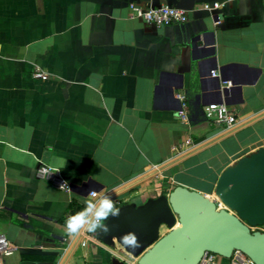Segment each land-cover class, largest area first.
I'll return each mask as SVG.
<instances>
[{"label":"crops","instance_id":"0c3cea01","mask_svg":"<svg viewBox=\"0 0 264 264\" xmlns=\"http://www.w3.org/2000/svg\"><path fill=\"white\" fill-rule=\"evenodd\" d=\"M223 1L0 0V233L15 247L0 264H57L73 238L65 229L70 206L83 209L90 190L106 194L170 160L172 147L186 139L193 148L224 132L205 119L208 105L228 106L236 125L264 109V0L201 8ZM130 3L181 8L188 19L157 28L131 19ZM207 31L213 45L193 49ZM210 49L215 77L228 66L224 79L235 84L225 94L222 86L197 83L200 72L208 74ZM37 68L46 80L33 78ZM180 76L188 125L177 116L181 95L168 85ZM191 79L196 86L188 92ZM262 147L264 118L113 200L141 204L182 186L218 204L221 173ZM39 165L58 170L70 192L37 179ZM100 250L112 258L89 242L65 264H110ZM214 264L230 258L216 255Z\"/></svg>","mask_w":264,"mask_h":264},{"label":"water","instance_id":"95a60500","mask_svg":"<svg viewBox=\"0 0 264 264\" xmlns=\"http://www.w3.org/2000/svg\"><path fill=\"white\" fill-rule=\"evenodd\" d=\"M221 15L213 19L217 21ZM213 33L205 32L192 41V47L213 45ZM209 53L208 74H199L197 83L201 88L223 87L225 94L227 80L219 68V77L212 70L215 64L214 50ZM198 52H205L204 50ZM213 79H209L210 73ZM222 83V85H220ZM173 94L184 97L183 78L169 82ZM196 86L190 80L188 92ZM235 86L231 82L229 87ZM225 88V89H224ZM264 118V109L243 123L217 134L203 143L174 156L170 160L150 169L141 176L107 192L114 199L119 193L130 190L143 179L156 175L197 150L232 134L244 125ZM215 202L207 196L182 186H176L169 194L148 198L143 203L129 202L118 206V217L107 221L109 231H98L95 237L107 247L119 246L125 253L136 259V264H199L205 253L230 258L239 251L253 264H264V231L252 230L264 227V147L240 158L233 166L226 168L219 176L214 188ZM162 227L167 232L163 234ZM129 232L137 235L140 247L131 249L121 243V237ZM78 237H73L57 264H65L78 247ZM110 264H125L112 257Z\"/></svg>","mask_w":264,"mask_h":264},{"label":"built area","instance_id":"2783aa9c","mask_svg":"<svg viewBox=\"0 0 264 264\" xmlns=\"http://www.w3.org/2000/svg\"><path fill=\"white\" fill-rule=\"evenodd\" d=\"M233 0H224L223 2H213L211 4H203L201 6L202 10L207 12H216L222 9L226 4ZM129 17L131 19H138L147 25H151L157 28L184 24L187 22L188 16L185 10L181 8H176L169 5L160 6H143L137 3L128 4ZM33 78L46 80L47 76L38 68L34 70L32 74ZM212 76H215L212 72ZM228 86L231 82H226ZM180 104L177 111V116L179 120L184 124H189V118L187 115V106L185 98L183 96L179 97ZM204 117L210 123L223 127L228 130L236 125V118L233 110H231L225 104H210L204 110ZM190 139H186L181 144H176L172 147V151L175 156L180 155L190 149L191 147ZM35 175L37 179L45 180L49 182L54 188L63 192H70L71 186L67 180H65L62 174L49 166L39 165L35 170ZM118 204V202H117ZM257 228V227H256ZM254 230V228L252 229ZM79 248L87 247L89 242L93 244L102 246L106 248L112 257L123 261L125 264H136V259L131 257L129 254L125 253L120 247L113 248L107 247L96 239L95 233L83 232L78 237ZM12 250H15L11 244H9L5 235L0 233V256L6 254ZM215 254L205 253L199 264H214ZM230 264H253L252 261L243 255L239 251H234L230 257Z\"/></svg>","mask_w":264,"mask_h":264},{"label":"clouds","instance_id":"9594fccd","mask_svg":"<svg viewBox=\"0 0 264 264\" xmlns=\"http://www.w3.org/2000/svg\"><path fill=\"white\" fill-rule=\"evenodd\" d=\"M120 211L110 194L99 195L96 190H90L85 207L66 219V233L71 237H77L83 232L107 233L109 231L107 221L112 217H118ZM120 239L127 248L140 247L138 237L133 232L124 234Z\"/></svg>","mask_w":264,"mask_h":264},{"label":"trees","instance_id":"16d2710c","mask_svg":"<svg viewBox=\"0 0 264 264\" xmlns=\"http://www.w3.org/2000/svg\"><path fill=\"white\" fill-rule=\"evenodd\" d=\"M69 209H70V214H72V215L75 214L76 212L82 210L80 207H77V206L74 205V204L71 205Z\"/></svg>","mask_w":264,"mask_h":264},{"label":"rangeland","instance_id":"374dc122","mask_svg":"<svg viewBox=\"0 0 264 264\" xmlns=\"http://www.w3.org/2000/svg\"><path fill=\"white\" fill-rule=\"evenodd\" d=\"M118 207V206H117ZM117 247H119V246H117ZM113 248H116V246L115 247H113ZM100 252L103 254V255H107V256H109V258H111V256L108 254V253H105L104 251H102V250H100Z\"/></svg>","mask_w":264,"mask_h":264}]
</instances>
